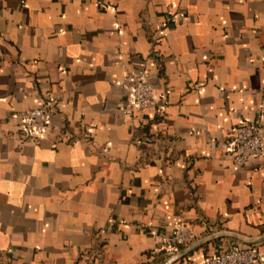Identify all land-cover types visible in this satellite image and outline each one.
Instances as JSON below:
<instances>
[{
	"label": "crops",
	"instance_id": "obj_1",
	"mask_svg": "<svg viewBox=\"0 0 264 264\" xmlns=\"http://www.w3.org/2000/svg\"><path fill=\"white\" fill-rule=\"evenodd\" d=\"M139 68L156 103L126 114ZM242 122L264 137V0H0V264L264 254V161L223 148ZM178 223L190 241L161 248Z\"/></svg>",
	"mask_w": 264,
	"mask_h": 264
},
{
	"label": "built area",
	"instance_id": "obj_2",
	"mask_svg": "<svg viewBox=\"0 0 264 264\" xmlns=\"http://www.w3.org/2000/svg\"><path fill=\"white\" fill-rule=\"evenodd\" d=\"M175 16L166 17V21ZM128 87V94L123 112L129 114L134 109H146L156 103L153 87L146 71L139 68L128 73L120 82ZM55 108V101L47 98L38 106L19 112V129L23 136H40L50 124V116ZM223 148L229 153L237 166L245 165L250 159L264 161V137L259 123L242 122L234 129V133L223 142ZM264 163V162H263ZM161 248L186 244L191 239V230L186 223H178L171 232L158 235ZM199 264H264V254L257 244L231 245L225 250L206 256Z\"/></svg>",
	"mask_w": 264,
	"mask_h": 264
},
{
	"label": "water",
	"instance_id": "obj_3",
	"mask_svg": "<svg viewBox=\"0 0 264 264\" xmlns=\"http://www.w3.org/2000/svg\"><path fill=\"white\" fill-rule=\"evenodd\" d=\"M254 243L256 244V242H250V243H248V244H254Z\"/></svg>",
	"mask_w": 264,
	"mask_h": 264
}]
</instances>
